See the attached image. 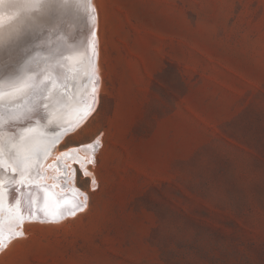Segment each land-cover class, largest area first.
<instances>
[{"label": "rangeland", "instance_id": "rangeland-1", "mask_svg": "<svg viewBox=\"0 0 264 264\" xmlns=\"http://www.w3.org/2000/svg\"><path fill=\"white\" fill-rule=\"evenodd\" d=\"M91 1L97 110L44 163L88 204L0 264H264V0Z\"/></svg>", "mask_w": 264, "mask_h": 264}, {"label": "snow or ice", "instance_id": "snow-or-ice-1", "mask_svg": "<svg viewBox=\"0 0 264 264\" xmlns=\"http://www.w3.org/2000/svg\"><path fill=\"white\" fill-rule=\"evenodd\" d=\"M82 3L83 0H0V5H6L0 8V251L8 246L5 239L10 243L13 238L23 235L15 227L17 223L23 222L26 210L29 216L34 215L30 206L40 195L31 189L25 193L24 187L18 188L16 191L19 196L12 197L14 203H10L5 209L4 201L11 192L9 185L16 182L17 174L20 177L19 183L25 185V180L32 178L35 164L68 131L64 128L63 132L53 131L49 134L45 127V122L47 125L55 124L57 128L60 127L58 121L61 116L51 109L52 100L63 98L69 80L75 81L80 77L83 86L81 95L89 93L91 84L92 96L83 108L71 102L69 108L74 106L77 112H82L85 120L97 110L94 107L98 103L93 79L95 66L89 55L90 51L95 52V41L88 40L85 51L77 57L54 55L51 52L47 55L31 56L35 51L32 47L34 40L43 37L46 32L55 34L59 27L60 14L73 4L79 7ZM88 18L91 20L96 17L89 12ZM43 51L42 48L41 52ZM65 61L71 63L66 65ZM66 67L70 69L68 76L64 75ZM29 96L34 99L30 103L22 104L21 101L27 100ZM5 106L9 110L7 122L2 111ZM88 147L94 149L95 144H88ZM88 163L92 161L89 160ZM8 168L12 169L13 175L7 174ZM73 174H76L75 169ZM91 175L85 168L84 176ZM91 182L94 186L97 183L95 179ZM41 190L45 191L46 200L53 199L56 207H60L59 199L54 193ZM70 191L73 199H65L63 204L71 209L68 215L75 216L77 211H82L87 206L89 197L78 188ZM81 196L83 200L79 199ZM5 212L8 221L7 236ZM58 216V212L52 213L51 222H56Z\"/></svg>", "mask_w": 264, "mask_h": 264}, {"label": "bare ground", "instance_id": "bare-ground-1", "mask_svg": "<svg viewBox=\"0 0 264 264\" xmlns=\"http://www.w3.org/2000/svg\"><path fill=\"white\" fill-rule=\"evenodd\" d=\"M91 3H92V1H91ZM90 5L91 4L89 3L88 0H83V3L79 7H77L75 4H73L69 9H67L66 11L61 13L59 16V19H58L59 27H58V30L56 31V33L52 34L51 32H46L43 37L36 38L34 40L33 45H32V47L35 48V51H33L31 53V56L33 57V53H35L36 51L40 53L42 48L44 49L43 52L46 53V55L49 54V52H51L54 55L65 54L67 52L72 54V53H75L77 51H80L79 53H81V52L83 53L85 51V46H86V43H87L89 36H90V31L93 30V32L95 33L94 38H95V42H96V48H95L96 63H95V70H94V74L97 78V82L95 83V89H96L95 90V96H96L100 90V87H101V75H100V67H99L100 46H99V39H98L99 35H98V31H97L96 18L93 20L92 19L90 20L88 18V13L91 12V10H89ZM92 5H91V7H92L94 13H91V14L94 17H96V15H95L96 9L94 8L95 7L94 1H93ZM5 6L6 5H3V6H1V8H4ZM84 9H86L87 13H84ZM83 15L85 17H83ZM38 56H40V55H38ZM75 92H79V95H80L79 99H84V103L81 105V108H83L84 106H86L88 104L89 99L92 96L91 84L89 85V93L86 95H81V93L83 92V87L80 86V81H78L76 83ZM30 98H31V96H29L27 99H30ZM96 99H97V96H96ZM21 103H22V101H21ZM65 103L67 105L62 107L64 109L60 108V110L57 111L58 113H60V116L62 117L61 120L58 121V123H60V121H67L65 123V125L69 126L68 131L65 134H63L60 137V140L58 141V142H61V144L63 143L66 136L74 133L86 121L85 119H83L82 113H79V114L78 113H72V115L70 117L64 118V116H62L63 112H65V113L68 112V111H65L66 108L70 109L69 108L70 101L69 102L66 101ZM95 106L96 105H94V107ZM2 111L4 114L5 120L7 122L9 110L2 109ZM78 116L80 117L79 120L77 119ZM45 127L47 128L49 134H51V132L54 131V128H50V127H56V125L55 124L47 125V123H46ZM55 146H57V143ZM55 156H56L57 160L61 161L62 163H64L66 160L80 161L81 166L82 165L84 166L85 164H87V162L89 160L92 161V157H91V155H89L88 161L82 162L80 157L78 156V154H76V150H74V149L66 150L64 152L56 154ZM49 157H50V153L47 151V153L40 158L39 162L35 164V166L32 170V178L26 179L25 185H21L19 183L20 177L18 174H17V180L15 182V185L14 186H13V184L9 185V187L12 191L15 190L16 188H21V187H24V189H26V190L27 189L28 190L29 189L35 190V188L39 189V193H40L39 199L36 200V202L30 206L31 211L34 213V215L29 216L28 211L26 210L23 214V222L17 223V230L15 229L18 232H23L24 235H26L28 232V230L26 232V228L30 224L29 221L36 220V221L48 222V221L52 220V213H57V212L59 213V216H58L56 221H60V220H63L64 218H66L68 216V213L71 211V209L68 206L63 204V201L65 199H69V200L73 199V193L71 191H69L72 188L67 184L65 186L61 185V183L57 180H55L54 182H50L51 180L48 177V175H49L48 170H50V164L55 165V163H53V162L49 163V161H48L46 163V165L44 166L45 161H47ZM59 161H57L58 166H61V162H59ZM65 167L66 166H63L64 169H65ZM57 170H59V172L62 174L61 169L56 168V171ZM72 171L73 170L71 169L70 170L71 174L73 173ZM7 174L13 175L11 168L7 169ZM65 175H66V172H65ZM57 178L60 179L59 173H57L56 179ZM64 178H65V176H64ZM68 179L71 180V177H68L65 180L67 181ZM32 182L37 184L36 187H34V186L30 187V185L33 184ZM17 184H19V185H17ZM41 189H45L51 193H54L55 196L59 199L60 207L59 208L56 207V202L53 199H47L46 200L45 191H42ZM17 196H19V195H17ZM12 197H15L14 193H12L11 197H9L8 199H6L4 201L5 209H7V207L9 206L10 203H14V200L11 199ZM79 199L83 200V196H82V199H81V197H79ZM83 209H84V207H83ZM4 216H5V236H7V226H8L7 212L4 213ZM15 240H16V238H13L12 241L9 243L7 241V239H5V243L8 244V246L6 248L8 249L9 246H11V244ZM0 252H2V251H0Z\"/></svg>", "mask_w": 264, "mask_h": 264}, {"label": "water", "instance_id": "water-1", "mask_svg": "<svg viewBox=\"0 0 264 264\" xmlns=\"http://www.w3.org/2000/svg\"><path fill=\"white\" fill-rule=\"evenodd\" d=\"M89 1V3H91V0H88ZM89 10H91V13H94L93 12V9H92V7H91V5H90V9ZM93 20V19H92ZM93 30L92 31H90V36H89V39L88 40H93V41H95V38H94V35H93ZM86 47H87V43H86V46H85V49H86ZM80 51H77V52H75V53H69V52H67V53H65V54H63L64 56H68V55H72L73 57H77L80 53H79ZM82 53V52H81ZM38 55H46V53H42V52H35V53H33V57H37ZM89 55L91 56V59H92V64L95 66V63H96V51L93 53V52H89ZM68 63H71V62H69V61H65V64L67 65ZM69 72H70V69H68L67 67H66V69H65V73H64V75L65 76H68V74H69ZM83 75V73H81V76ZM93 79H94V81H95V83L97 82V78H96V76H95V74L93 73ZM78 81H80V77H77L76 78V80L75 81H71V80H69V83H68V87H67V92H66V94H65V96L63 97V98H58V100H61V99H64V101L66 100V101H70V102H74V100H75V103H74V105L75 104H79L80 106L84 103V100L82 101V99H79L80 98V96H79V94L77 93L76 94V92H75V87H76V83L78 82ZM80 86H82L81 85V83H80ZM83 87V86H82ZM73 97H74V99H73ZM72 113H82V112H77V110H76V108L73 106V107H71L69 110H68V112H63V114H62V116H64V118H68V117H70L71 115H72ZM62 118V117H61ZM61 118L59 119V120H61ZM45 124H46V122H45ZM59 125H60V127H50V128H54V131H56V132H63V130H64V128H67V129H69V126L68 125H65V121H60V123H59ZM52 133V132H51ZM17 185H19V184H17ZM36 185L37 184H35V183H33V184H31L30 185V187L31 186H34V187H36ZM16 189H18V188H16ZM16 189H15V191L13 190H11V192H10V194H9V197H11V195H12V193H14L15 194V197L17 196V195H19V193L16 191ZM24 191H25V193H27V191H28V189L26 190V189H24ZM33 192H39V189H37V188H35V190H32ZM28 207V204H27V202H26V208Z\"/></svg>", "mask_w": 264, "mask_h": 264}]
</instances>
